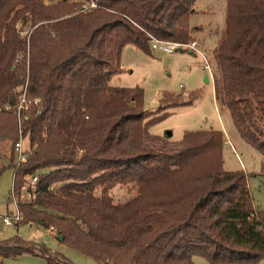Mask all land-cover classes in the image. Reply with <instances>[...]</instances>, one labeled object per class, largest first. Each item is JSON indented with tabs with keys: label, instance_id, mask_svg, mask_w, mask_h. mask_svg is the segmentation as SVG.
<instances>
[{
	"label": "trees",
	"instance_id": "trees-1",
	"mask_svg": "<svg viewBox=\"0 0 264 264\" xmlns=\"http://www.w3.org/2000/svg\"><path fill=\"white\" fill-rule=\"evenodd\" d=\"M89 1L0 0V142L18 140L15 109L25 94L21 131L31 153L14 167V187L37 174L32 198L18 204L22 221L107 264L264 259V210L253 205L246 173L224 169L222 130L187 131L173 145L149 134L196 92L165 93L151 111L142 88L111 84L127 44L150 53L152 37L193 41L197 0H96L82 8ZM213 53L215 102L264 169V0H226ZM130 182L136 194L115 203L112 188ZM29 242L0 240V264L27 252L72 264Z\"/></svg>",
	"mask_w": 264,
	"mask_h": 264
},
{
	"label": "rangeland",
	"instance_id": "rangeland-1",
	"mask_svg": "<svg viewBox=\"0 0 264 264\" xmlns=\"http://www.w3.org/2000/svg\"><path fill=\"white\" fill-rule=\"evenodd\" d=\"M225 14L226 0H197L190 16L192 36L197 42V48L206 56L211 66L212 77L208 81L205 80L208 72L202 67L204 60L194 51L166 53L150 48V53H146L133 44H127L121 54L123 71L111 79V84L142 88L143 106L151 111L164 104L162 99L165 93L187 96L196 92V98L191 104L171 108L169 115L149 126V134L160 136L163 142L173 145L178 143L187 131L224 128L232 147L228 144L222 146L223 167L229 171L244 170L253 205L258 210H264L263 157L241 138L228 109L214 102L212 79L219 73L213 51L225 29ZM27 144L25 137L24 146ZM14 159L12 141L0 142V166H4L0 174V215L15 211L11 197ZM28 182L26 180L23 186H27ZM136 192L137 188L130 182L114 186L111 196L115 203H123ZM13 236L30 241L29 246H35L37 250L43 248L48 254L60 253L72 264H107L61 243L55 231L48 232L36 223L20 220L17 224L4 226L0 222V240ZM193 261L195 264H214L201 256H193ZM2 264L48 262L44 256L27 252L17 257H5ZM254 264H264V259Z\"/></svg>",
	"mask_w": 264,
	"mask_h": 264
},
{
	"label": "built area",
	"instance_id": "built-area-1",
	"mask_svg": "<svg viewBox=\"0 0 264 264\" xmlns=\"http://www.w3.org/2000/svg\"><path fill=\"white\" fill-rule=\"evenodd\" d=\"M94 7H96V0L84 2L82 4V8H94ZM149 44H150L151 49L163 51L166 53H172V52H176L179 50H183V51L187 50L190 52L194 51L195 53L200 54L202 56V59L204 60V64L202 66L203 69L207 70L209 78L212 77L211 66L209 62L207 61L206 56L201 51L198 50L197 42L195 40L189 43H179V42L165 41V40L152 37L150 39ZM38 102H39V99L36 98L34 100V103L37 104ZM28 107L29 106L26 103L25 94H21L20 101L15 109L16 118H17L18 125L20 126V128H19V138L13 144V155H15V159H14L15 166L14 167H18L20 164H23L31 153L30 146L28 144L27 146H24L25 136L23 135L21 131L22 113L23 111H27ZM4 109H9V105H5ZM223 144L224 145L228 144L229 146L232 147V144L230 143V140L227 135L224 136ZM28 181H29L28 182L29 184L27 186H23L22 189L20 190H16L14 185L12 186L11 197L15 205V211L10 212L9 214L0 215V222L4 226H11V225L17 224L20 220H22L21 214L19 212L18 204L19 202L27 201L32 198L31 190L35 182L37 181V174L35 173L31 175ZM47 230L48 232L51 231L52 233L54 231L52 229H47Z\"/></svg>",
	"mask_w": 264,
	"mask_h": 264
},
{
	"label": "crops",
	"instance_id": "crops-1",
	"mask_svg": "<svg viewBox=\"0 0 264 264\" xmlns=\"http://www.w3.org/2000/svg\"><path fill=\"white\" fill-rule=\"evenodd\" d=\"M212 84H213V80H212ZM213 94H214V90H213ZM215 102V101H214ZM222 125V124H221ZM222 128V127H221ZM213 129V128H212ZM215 129H219V128H215ZM223 129V130H222ZM220 130H222L223 134L227 135L226 131L224 130V128H222ZM228 136V135H227ZM244 171V170H243ZM247 175V174H246Z\"/></svg>",
	"mask_w": 264,
	"mask_h": 264
},
{
	"label": "water",
	"instance_id": "water-1",
	"mask_svg": "<svg viewBox=\"0 0 264 264\" xmlns=\"http://www.w3.org/2000/svg\"><path fill=\"white\" fill-rule=\"evenodd\" d=\"M179 51H183V50H179ZM188 52H190V51H188ZM205 80L208 81V80H209V77L206 76V77H205ZM169 135H170V133H169Z\"/></svg>",
	"mask_w": 264,
	"mask_h": 264
}]
</instances>
